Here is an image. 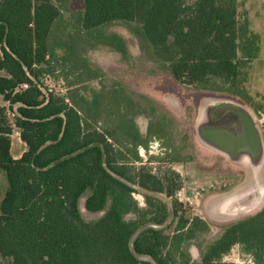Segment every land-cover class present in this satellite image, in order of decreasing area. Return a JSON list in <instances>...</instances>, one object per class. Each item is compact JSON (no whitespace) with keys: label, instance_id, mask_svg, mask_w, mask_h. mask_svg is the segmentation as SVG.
Here are the masks:
<instances>
[{"label":"trees","instance_id":"16d2710c","mask_svg":"<svg viewBox=\"0 0 264 264\" xmlns=\"http://www.w3.org/2000/svg\"><path fill=\"white\" fill-rule=\"evenodd\" d=\"M71 1L0 0V98L17 106L14 125L28 147L20 159L13 158L14 125L0 105V170L8 182L0 208V256L11 264H232L224 257L240 246L253 264H264V208L227 226L207 245L200 262L185 246L210 231L202 218H180L172 235L151 227L142 230L162 224L167 208L145 196L152 209H141L132 185L152 193L172 192L151 171L135 173L119 147L135 159L136 150L147 147L151 138L171 142L175 153L177 148L162 121L149 123L147 137L141 134L134 117L145 110L119 83L105 92L91 89V98L76 88L67 99L46 97L34 84L35 67H51L52 62H71L80 78L101 76L79 59L73 44L63 56L57 53L70 35L63 33ZM83 3V11L72 15L80 32L91 37L97 32L99 43L125 60L131 54L124 37L101 31L110 24H126L150 60L178 82L231 93L258 114L263 109L246 89L249 67L261 51L260 35L246 16L242 19L239 0ZM112 116L114 129L104 127V118ZM87 192L85 208L105 211L98 220L87 221L81 214L80 199ZM131 214L136 218L127 219Z\"/></svg>","mask_w":264,"mask_h":264},{"label":"rangeland","instance_id":"374dc122","mask_svg":"<svg viewBox=\"0 0 264 264\" xmlns=\"http://www.w3.org/2000/svg\"><path fill=\"white\" fill-rule=\"evenodd\" d=\"M239 3L242 19L246 16L251 22V30L260 35L261 51L249 67L246 83V89L255 103L263 106L259 114L231 93L201 90L178 82L150 60L141 49L140 39L124 23L110 24L101 31L124 37L131 54L128 60L100 44L97 32L94 37L89 32H80L77 18L72 15L83 11V0H72L70 12L65 13L67 30L63 34L70 35L63 40L65 44L57 48V53L63 56L67 47L73 44L79 59L101 72V76L80 78L71 62H52L51 67L37 66L32 76L34 84L46 97L54 94L66 99L76 88L91 98V89L105 92L119 83L127 95L145 110L134 117L144 137H147L150 122L162 121L166 124L172 131L176 153L171 149V142L154 138L149 140L147 147L136 150L137 159L126 148L119 149L127 157V165L135 168V173L151 171L163 182L166 191L172 192L152 193L128 182L136 189L134 198L141 209H152L145 196L158 199L167 208V218L162 224H148L142 230L151 227L172 235L180 218L192 220L196 216L210 225L208 233L200 234L185 246L195 262L201 261L207 245L216 240L227 226L264 208V144L259 146L256 143L254 152L237 149L230 143L229 136L234 135L235 138L238 133L250 131L255 134L259 130L264 135V0H239ZM63 34L59 32L58 36L64 38ZM73 38L75 42H72ZM0 105L6 108L7 116L14 125L17 106L12 107L3 98H0ZM102 124L114 129V116L104 118ZM14 128L18 130L15 125ZM128 173L131 175V170ZM7 188V178L0 172V208ZM89 194L87 192L81 197L79 207L85 220L95 221L105 211L93 213L85 208ZM157 212L161 217V210L157 209ZM135 218L133 214L127 216V219ZM224 261L253 264L252 256L240 246H235ZM11 263V259L0 256V264Z\"/></svg>","mask_w":264,"mask_h":264},{"label":"crops","instance_id":"0c3cea01","mask_svg":"<svg viewBox=\"0 0 264 264\" xmlns=\"http://www.w3.org/2000/svg\"><path fill=\"white\" fill-rule=\"evenodd\" d=\"M264 16V13H263ZM251 24V22H250ZM18 129V128H17ZM253 138L254 144H258L259 146L264 144V135L261 130L256 132L255 134H251ZM12 145H11V155L14 159H20L23 154L27 151L28 147L27 144L21 139L20 130H15L12 134ZM0 172H2L0 170ZM4 174V172H2Z\"/></svg>","mask_w":264,"mask_h":264},{"label":"bare ground","instance_id":"6f19581e","mask_svg":"<svg viewBox=\"0 0 264 264\" xmlns=\"http://www.w3.org/2000/svg\"><path fill=\"white\" fill-rule=\"evenodd\" d=\"M239 134H242V133H239ZM238 135V134H237ZM230 136V138H231V141H230V143L232 144V145H234V146H242V147H244V148H246V145H244V142H246L245 144H247V146H248V148H250V150H253L252 148H254V143H252L249 139H246L245 141L243 140L244 138H245V136L243 137V139L242 138H240V137H235L234 138V135H229Z\"/></svg>","mask_w":264,"mask_h":264},{"label":"flooded vegetation","instance_id":"af4514ba","mask_svg":"<svg viewBox=\"0 0 264 264\" xmlns=\"http://www.w3.org/2000/svg\"><path fill=\"white\" fill-rule=\"evenodd\" d=\"M149 126V125H148ZM242 134H239L238 133V135H236V137L238 136V137H240V138H242L243 139V137L245 136V138L243 139L244 141L246 140V139H251L250 141L252 142V143H254V141H253V138L251 137V132L249 131V132H247V131H245V132H241ZM246 142H244V145H246V148H244V147H241V146H237V149L239 148V149H241V148H243V149H248L249 151H252V152H254V148H252L253 150H250V148H248V146H247V144H245ZM254 147H255V144H254ZM256 148V147H255Z\"/></svg>","mask_w":264,"mask_h":264},{"label":"built area","instance_id":"2783aa9c","mask_svg":"<svg viewBox=\"0 0 264 264\" xmlns=\"http://www.w3.org/2000/svg\"><path fill=\"white\" fill-rule=\"evenodd\" d=\"M26 87H28V86L26 85Z\"/></svg>","mask_w":264,"mask_h":264}]
</instances>
